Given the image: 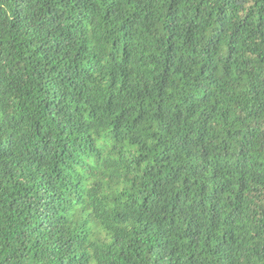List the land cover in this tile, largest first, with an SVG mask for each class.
<instances>
[{
  "label": "clouds",
  "instance_id": "obj_1",
  "mask_svg": "<svg viewBox=\"0 0 264 264\" xmlns=\"http://www.w3.org/2000/svg\"><path fill=\"white\" fill-rule=\"evenodd\" d=\"M95 3L72 29V47L50 56L47 65L37 51L47 39L37 31L41 21L17 35L8 17L0 37V138L14 140L10 154L0 156V264H67L73 255L84 256L82 264H264V168L253 167L250 135H264V0H180L175 36L165 27L171 0H121L107 19L108 3ZM52 5L65 12V27L73 23L67 17L75 13L59 0ZM37 13L49 15L43 3ZM77 53L79 70L88 69L93 56L99 64L91 79L77 81L80 89L66 82L62 107L76 122L71 135H61L54 122L60 117L44 110L51 95L42 91L47 85L39 73L62 69ZM81 123L83 132L76 130ZM87 138L90 146L81 153L73 141ZM65 144L71 158L61 154ZM165 149L170 159L161 163ZM43 176L63 194L57 212L63 220L54 231L33 233ZM218 183L227 188L213 195ZM193 214L202 221L198 236L188 233ZM162 237L171 241L166 249L157 247ZM70 238L79 241L74 252L57 250V240Z\"/></svg>",
  "mask_w": 264,
  "mask_h": 264
},
{
  "label": "trees",
  "instance_id": "obj_2",
  "mask_svg": "<svg viewBox=\"0 0 264 264\" xmlns=\"http://www.w3.org/2000/svg\"><path fill=\"white\" fill-rule=\"evenodd\" d=\"M108 3L107 9V16L106 19L112 16L115 12L119 10L121 0H105ZM131 2V0H129ZM180 0H171V4L169 7V16L170 22L165 25L167 31L172 33L173 36L176 34L177 30V23H176V11L177 5ZM43 3L44 6L47 8L49 13L48 17L45 19L41 17L37 13V9L39 8L40 4ZM59 3L63 5L64 9H67L69 12L75 13L74 16H69L67 19L72 20L73 23L67 25L65 27V12L62 11L60 8H56L52 5V0H0V37L5 34V31L9 29L8 24V17L11 18V29L17 35H28L30 29L36 25L37 21H41L39 24V28L37 31H44L46 32L47 39L41 45L38 52H42L44 56V61L47 64L51 63L50 56L55 57L58 56L60 52H62L65 48L72 47V40L74 38L75 33L72 29L76 28L78 25H81L83 20L87 19L88 16L96 10V3L95 0H59ZM225 3H228V0H225ZM51 5V6H50ZM7 6V12H4V7ZM200 8L197 7L196 15L199 16ZM220 17L223 20V9L220 10ZM261 26L264 27V21L261 22ZM124 28L130 27V24L126 23ZM82 30V29H81ZM123 30V28H122ZM264 34V33H262ZM54 38V39H53ZM216 38V35H213V39ZM192 40V28L189 27L186 42L190 43ZM34 40H30L29 43H34ZM3 56V47L2 42H0V57ZM80 59V54L77 53L76 57L73 61L67 65H65L62 69L57 68V66H53L50 71L47 72V76H45L44 72L39 73V78L43 81L44 84L47 85V88L42 89L44 91L45 96L47 97L49 94L51 95V99H46L43 102L44 110L49 114L52 115L55 112L56 117H60L59 121H57L54 117V122L57 123V127L61 129V135H63L64 131L67 130L69 135H71L72 131L74 130L76 122V116L72 112L66 111L64 105L65 99L69 95L68 87L65 86L67 84L73 89H80L81 85L77 83V81L81 78V76L91 79L90 71L95 70L97 65L99 64V60H97L93 56L94 63L90 62L89 68L86 70H79L78 65H76V60ZM174 57L171 55L170 49V56L169 62L171 63ZM75 65V66H74ZM58 76L53 75V73H57ZM115 85V81H113V86ZM257 87L254 85V88ZM259 87H264V83H261ZM76 97H73L75 100ZM112 101L109 100L108 104L109 107L111 106ZM79 111V108L76 109ZM95 109H93V114H95ZM63 114V115H62ZM210 119V117H205V120ZM39 124L37 123V134H39ZM259 127V125H257ZM84 125L81 123L79 124V128L76 129L80 132H83ZM207 131H202L200 139L203 140L205 136H207ZM116 135L117 138L119 137V124L116 126ZM251 136L255 137V145H251L256 147V159L254 161L253 167L256 168H264V160H261L260 157L264 156V135L257 136L255 132L250 133ZM186 139V138H185ZM248 138L246 137V140ZM90 138L85 139L83 144H76L73 141V144L76 146V149L83 153L86 149L90 146L89 145ZM14 140L11 135L7 136L6 138H0V156H7L10 154L13 148ZM48 148V144L45 143V149ZM250 145L245 144L241 147V154L245 156L244 164L246 165L248 162L249 157L247 154L249 152ZM227 150V146L226 149ZM67 153L69 158L73 155L72 151L69 148L68 144H65L62 150V155ZM99 155V153H97ZM190 155V153H189ZM208 153L205 151V156ZM170 159V155L168 150L165 149L159 158V162L164 163ZM81 161L77 160V163ZM239 165V162H237ZM57 179L62 175V170L59 167L55 169ZM193 172H196V169H193ZM256 175V173H253ZM260 175H264V173H260ZM215 179V177H214ZM159 183V182H157ZM245 181L244 178L241 177L240 185L241 190H243ZM227 188V183H218L216 185V190L214 191L213 195H217L218 193H223ZM40 189L41 194L40 198L36 204V213H37V220L38 224L32 228V232H41L43 231H54L56 227L59 226V221L63 220V217L57 218V212L60 210V206L64 203L63 194L57 195V189L55 187V183L50 176H43L40 179ZM77 199H79V193H77ZM0 202H2V194H0ZM17 201L15 199L11 200L8 207L11 210L13 207L16 206ZM24 203L27 209H31L33 207L30 198H25ZM203 203V201H201ZM179 207V201H177L176 205L173 207V211ZM31 215V212H29ZM119 215V214H118ZM217 214L215 211V206L212 209V220L213 222L217 219ZM121 219L123 217L121 216ZM202 227V221L198 216L193 214L191 219L189 220L188 224V233L189 235L195 234L196 236L199 235L200 229ZM21 236L27 235V233L21 232ZM229 239L235 243L236 237L230 236ZM79 241L77 239L70 238L63 244L59 240L56 241L57 250L66 251V252H74L75 248L78 246ZM171 241L164 239L163 237L157 242V247L161 249H166ZM195 243V240H193ZM39 244V241H37ZM155 249L150 247L148 249L149 254H151ZM231 255V253H229ZM86 258L81 256L79 259L76 258L75 255L68 260L67 264H82V262ZM59 264H65V261L61 259Z\"/></svg>",
  "mask_w": 264,
  "mask_h": 264
}]
</instances>
